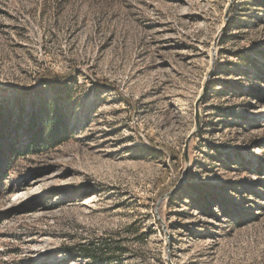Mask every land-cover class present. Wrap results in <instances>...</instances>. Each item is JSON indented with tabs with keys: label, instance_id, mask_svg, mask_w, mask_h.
<instances>
[{
	"label": "rangeland",
	"instance_id": "374dc122",
	"mask_svg": "<svg viewBox=\"0 0 264 264\" xmlns=\"http://www.w3.org/2000/svg\"><path fill=\"white\" fill-rule=\"evenodd\" d=\"M1 107L0 264H264V0H0Z\"/></svg>",
	"mask_w": 264,
	"mask_h": 264
},
{
	"label": "trees",
	"instance_id": "16d2710c",
	"mask_svg": "<svg viewBox=\"0 0 264 264\" xmlns=\"http://www.w3.org/2000/svg\"><path fill=\"white\" fill-rule=\"evenodd\" d=\"M44 84L53 86V83L50 84L49 81H44ZM0 111L4 110V107H1ZM7 115L3 113L0 115V194L3 189V182L5 181L6 173L11 167V163L13 160L19 156L23 151V147H19L18 143H14L17 140L18 132L17 129L20 125H12L10 113L7 111ZM22 124V123H20ZM36 121L33 115L28 120V128L25 129V133L27 134L29 140V147H37L42 148L47 145H58L62 142L60 138L61 130H64V126L57 120H50L48 127H37ZM62 125V127H60ZM13 127V128H12ZM15 127V135L11 136V132ZM18 145V147H16ZM75 250V248L71 249ZM79 253H81L82 257L86 260L96 261L100 259H104L106 249L104 246L98 247V249H93L91 245H82L78 248ZM71 255V254H70ZM112 260L110 258H106L105 262L109 263Z\"/></svg>",
	"mask_w": 264,
	"mask_h": 264
}]
</instances>
